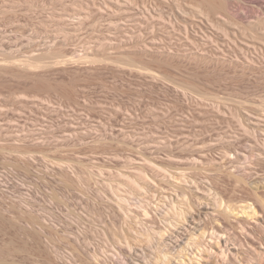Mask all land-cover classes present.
I'll return each instance as SVG.
<instances>
[{"label":"rangeland","instance_id":"1","mask_svg":"<svg viewBox=\"0 0 264 264\" xmlns=\"http://www.w3.org/2000/svg\"><path fill=\"white\" fill-rule=\"evenodd\" d=\"M226 1L0 0V264H264V0Z\"/></svg>","mask_w":264,"mask_h":264},{"label":"bare ground","instance_id":"2","mask_svg":"<svg viewBox=\"0 0 264 264\" xmlns=\"http://www.w3.org/2000/svg\"><path fill=\"white\" fill-rule=\"evenodd\" d=\"M226 2H227V1H226ZM226 4L228 5L229 9H231V10H234V9H235V6H234L235 3H234L232 0H228V2H227ZM235 10H236V9H235ZM247 207H248V206H247ZM249 207H251V206H249ZM183 208H184V207H183ZM176 210H177V209H176ZM252 210H253L252 212H254V214H255V213H256V212H255L256 209L253 208ZM179 211H180V210H179ZM180 212H181V211H180ZM183 213H184V212H182V214H183ZM177 214H178V213H177ZM182 214H181V215H182ZM184 214H185V213H184ZM181 215H180V216H181Z\"/></svg>","mask_w":264,"mask_h":264}]
</instances>
